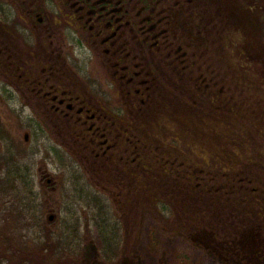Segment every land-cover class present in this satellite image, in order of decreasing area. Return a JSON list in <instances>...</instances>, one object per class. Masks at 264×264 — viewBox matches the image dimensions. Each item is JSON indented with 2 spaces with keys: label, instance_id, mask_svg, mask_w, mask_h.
<instances>
[{
  "label": "flooded vegetation",
  "instance_id": "flooded-vegetation-1",
  "mask_svg": "<svg viewBox=\"0 0 264 264\" xmlns=\"http://www.w3.org/2000/svg\"><path fill=\"white\" fill-rule=\"evenodd\" d=\"M259 10L256 0H0L1 87L20 103L8 113L22 129L52 130L118 195L152 163L197 184L210 171L197 149L184 153L182 130L229 110L231 28L244 38Z\"/></svg>",
  "mask_w": 264,
  "mask_h": 264
},
{
  "label": "rangeland",
  "instance_id": "rangeland-1",
  "mask_svg": "<svg viewBox=\"0 0 264 264\" xmlns=\"http://www.w3.org/2000/svg\"><path fill=\"white\" fill-rule=\"evenodd\" d=\"M256 2L260 10L245 24V37L240 38L233 28L229 35V83L224 91L238 89L237 98L246 100L244 108L237 114L234 110L220 111L211 119L200 115L194 121L197 132L191 135L190 131L182 130L186 144L181 146L178 139L174 144H179L185 154L192 146L199 155L207 158L197 156L199 169L219 173L226 168L224 178L229 180L236 177L227 165L235 166L233 172H240L244 167L247 173L250 172L248 176L255 177L249 186L257 187L258 184L264 188V121H254L250 117L254 105L264 109V0ZM240 46L245 47V55L238 56L236 49ZM19 107L20 103L5 100L0 81L1 124L6 125L4 128L8 132V138L0 141V158L10 154L16 159L12 161L11 156L7 157L9 160L2 166L0 180H10L14 169L21 176L10 180L17 189L0 184V225H5L17 239L29 247L39 240H51L56 249H63L73 241L71 253L78 254L81 264H103L105 259L106 262H117L125 244L127 247L135 245L137 257L133 264H223L181 236L168 234L164 228L172 227L171 219L168 218L166 224L158 222L143 205L128 210L124 195L114 193L110 176L101 180L102 173L88 172L79 160L80 153L62 145L52 130L33 132L20 128L19 119L8 113L9 109ZM173 125L176 126L175 122ZM26 131L27 140L24 139ZM224 132L227 134H222ZM161 136L179 138L177 133ZM212 148L231 151L234 159L220 157L214 161L207 156ZM220 162L221 167L217 165ZM26 195L31 201L22 199ZM25 205L30 214L28 218L20 214ZM49 215H54L53 220H48ZM107 235L113 237L109 251L105 246ZM121 238H125L123 242ZM50 259L55 260V256ZM225 264H230L227 257Z\"/></svg>",
  "mask_w": 264,
  "mask_h": 264
},
{
  "label": "trees",
  "instance_id": "trees-1",
  "mask_svg": "<svg viewBox=\"0 0 264 264\" xmlns=\"http://www.w3.org/2000/svg\"><path fill=\"white\" fill-rule=\"evenodd\" d=\"M238 92V89L229 91V110H234V114L244 108L246 101L237 98ZM250 110L252 120L264 121V109L255 108L254 105ZM222 134L226 135L227 132ZM3 139L1 130L0 141ZM234 153L239 154L238 151ZM210 154L214 161H218L220 157L233 158L231 151L226 152V149L216 151L212 148ZM10 156L12 161L16 160L10 154L1 157L0 171ZM200 156L204 157L202 154ZM217 165L221 167L223 164L220 162ZM227 166L236 178L225 179V168L219 173H205L204 178L195 184L182 181L176 174L165 175L160 172V166L152 163L149 174L136 172L133 183L124 187V202L128 210L143 205L158 222L166 224L168 218L171 219L172 227L164 228L168 234L181 236L223 264L226 257L230 264H264V188L258 184L257 187L249 186L255 177L248 176L250 172L247 173L244 167L240 172H233L235 166ZM18 176L17 169H14L11 179ZM105 176L102 173L100 179L105 180ZM10 180H0V184L11 185L13 189H17ZM21 183L25 184L22 181ZM25 198L31 201L29 196L22 199ZM34 207L33 205V211ZM20 214L25 215V218L30 216L27 205ZM106 238L108 244L105 246H108L109 251V243L113 237L107 235ZM124 239L121 238L120 241L123 242ZM52 242L39 240L29 247L26 242L9 232L5 225H0V264H81L82 259L78 254L75 251L71 253L73 241L63 249L54 248L56 245ZM52 256H55V260L50 259ZM104 257L112 259L108 258L109 255ZM136 257L135 245L127 247L125 244L117 262H106L105 259L103 264H133Z\"/></svg>",
  "mask_w": 264,
  "mask_h": 264
},
{
  "label": "water",
  "instance_id": "water-1",
  "mask_svg": "<svg viewBox=\"0 0 264 264\" xmlns=\"http://www.w3.org/2000/svg\"><path fill=\"white\" fill-rule=\"evenodd\" d=\"M47 181L49 182V180H47ZM53 218H54V215H49L48 220L51 221V220H53Z\"/></svg>",
  "mask_w": 264,
  "mask_h": 264
}]
</instances>
